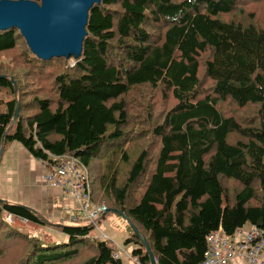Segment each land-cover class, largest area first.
<instances>
[{"label": "trees", "instance_id": "16d2710c", "mask_svg": "<svg viewBox=\"0 0 264 264\" xmlns=\"http://www.w3.org/2000/svg\"><path fill=\"white\" fill-rule=\"evenodd\" d=\"M258 3L98 0L80 51L50 60L17 28L0 31V161L13 143L47 169L73 156L107 208L98 224L130 219L158 264H202L218 230L264 233V17L247 8ZM4 213L61 237L25 235ZM80 222L0 199V264H123ZM127 230L125 246L150 264Z\"/></svg>", "mask_w": 264, "mask_h": 264}, {"label": "water", "instance_id": "95a60500", "mask_svg": "<svg viewBox=\"0 0 264 264\" xmlns=\"http://www.w3.org/2000/svg\"><path fill=\"white\" fill-rule=\"evenodd\" d=\"M98 0L0 1V31L17 28L31 51L43 60L70 57L82 48L88 12ZM19 117L17 107L15 119ZM145 246L150 264H158L140 230L126 218Z\"/></svg>", "mask_w": 264, "mask_h": 264}, {"label": "built area", "instance_id": "2783aa9c", "mask_svg": "<svg viewBox=\"0 0 264 264\" xmlns=\"http://www.w3.org/2000/svg\"><path fill=\"white\" fill-rule=\"evenodd\" d=\"M46 180L55 183L66 196L77 202L78 210L70 212L73 221H88L94 226V232L100 239L111 241L110 236L96 222L107 208L93 203L88 171L76 158L65 156L60 162L51 165ZM7 218L10 223L16 221L28 223L8 214ZM113 244L117 248L115 258L121 259L122 255H125L134 264H139L138 259L128 254L118 243ZM238 260L245 264H264V233L260 229L254 226L247 230L242 228L234 237H226L218 230L207 238V252L202 264H231Z\"/></svg>", "mask_w": 264, "mask_h": 264}, {"label": "crops", "instance_id": "0c3cea01", "mask_svg": "<svg viewBox=\"0 0 264 264\" xmlns=\"http://www.w3.org/2000/svg\"><path fill=\"white\" fill-rule=\"evenodd\" d=\"M49 171L42 162L34 160L21 144L13 143L0 162V199L43 211L50 222L68 224L67 221H73L70 212L77 211L78 205L55 183L47 182ZM250 227L246 225L243 229ZM231 264L245 263L238 260Z\"/></svg>", "mask_w": 264, "mask_h": 264}, {"label": "rangeland", "instance_id": "374dc122", "mask_svg": "<svg viewBox=\"0 0 264 264\" xmlns=\"http://www.w3.org/2000/svg\"><path fill=\"white\" fill-rule=\"evenodd\" d=\"M261 5L262 4H260V3L252 4V5L248 6L247 8L249 9L250 12H257L259 10V12H257V13L261 17H264V10L261 11V8H260ZM228 19L230 20L232 18H228ZM258 21H259V19H258ZM259 23H262V19L260 20ZM261 26L264 27V23L261 24ZM0 61L7 62L6 58H0ZM224 111L229 113V114H231V115L235 114V108L233 109L230 105H225L224 106ZM3 156H4V154H3ZM3 156H2L0 162H2ZM73 201L77 204V202L75 200H73ZM15 204H18V203H15ZM105 204L107 205L106 202H105ZM97 206H99V205H97ZM101 206H105V205H101ZM35 211H37L46 220L47 219L50 220V218H48L47 216H45V214H43V211L40 212V211H38L36 209H35ZM100 219H101V217L97 218L96 222L98 223L100 221ZM2 220H3V222L7 223L8 225H10V226L14 227L15 229L21 231L25 235L34 236L38 231H45L47 233H50L56 239H59L61 237V234L58 232V230H54V229H52L50 227H44V228H42V230H40L34 224H30V223H26V222H24V224L22 222H20V221H16L14 223H10L8 221L6 213H4L2 215ZM51 222L52 223H60V224L63 223V221L54 222L52 220H51ZM67 223L68 224H66V225H73V224L75 225V224H82V223H85V222H80V221L76 222V221H71L70 220V221H67ZM99 226L106 234H108L110 236L111 242L118 243L125 251H127L128 254H132V252L136 249V246H134V245L125 246L124 242L130 237V231L127 230V222L120 215H118V214H116L114 212L109 213L106 216V218L101 221ZM121 260H122L123 264H134L132 262V260L129 259L125 255H122Z\"/></svg>", "mask_w": 264, "mask_h": 264}]
</instances>
